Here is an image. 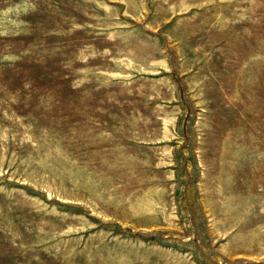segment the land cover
I'll return each mask as SVG.
<instances>
[{
    "label": "rangeland",
    "instance_id": "374dc122",
    "mask_svg": "<svg viewBox=\"0 0 264 264\" xmlns=\"http://www.w3.org/2000/svg\"><path fill=\"white\" fill-rule=\"evenodd\" d=\"M0 264H264V0H0Z\"/></svg>",
    "mask_w": 264,
    "mask_h": 264
}]
</instances>
